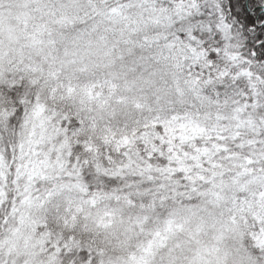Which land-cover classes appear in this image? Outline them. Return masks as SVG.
Listing matches in <instances>:
<instances>
[{"label":"snow or ice","instance_id":"1","mask_svg":"<svg viewBox=\"0 0 264 264\" xmlns=\"http://www.w3.org/2000/svg\"><path fill=\"white\" fill-rule=\"evenodd\" d=\"M0 264H264V0H0Z\"/></svg>","mask_w":264,"mask_h":264}]
</instances>
